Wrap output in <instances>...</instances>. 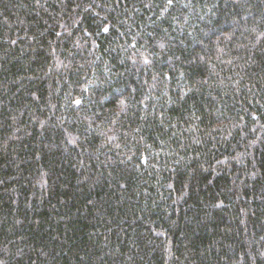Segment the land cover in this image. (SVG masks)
Wrapping results in <instances>:
<instances>
[{
	"label": "trees",
	"instance_id": "obj_1",
	"mask_svg": "<svg viewBox=\"0 0 264 264\" xmlns=\"http://www.w3.org/2000/svg\"><path fill=\"white\" fill-rule=\"evenodd\" d=\"M0 264H264V0H0Z\"/></svg>",
	"mask_w": 264,
	"mask_h": 264
}]
</instances>
